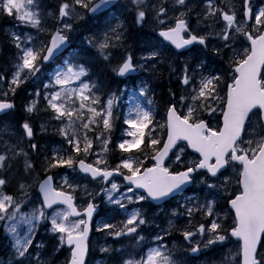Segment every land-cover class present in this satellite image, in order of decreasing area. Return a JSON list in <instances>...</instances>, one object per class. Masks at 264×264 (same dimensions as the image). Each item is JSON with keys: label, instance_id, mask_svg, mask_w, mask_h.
<instances>
[{"label": "snow or ice", "instance_id": "snow-or-ice-1", "mask_svg": "<svg viewBox=\"0 0 264 264\" xmlns=\"http://www.w3.org/2000/svg\"><path fill=\"white\" fill-rule=\"evenodd\" d=\"M113 3L114 0L95 3L93 0H62L56 13H51L44 9L42 0H0V14L14 17L37 33L48 31L47 41L29 33H13L17 63L10 80L0 74L3 85L0 87V114L7 115L15 108L7 99L9 94L15 95L21 84L29 79L38 80L42 66L68 46L69 34L74 30L69 20L77 14V7L95 15ZM131 4L137 24L146 23L154 13L152 19L159 26L157 36L162 38L141 60L151 61L153 66L158 59L162 60L166 47L163 42L176 50L199 45L207 51L212 44V55L221 64H227V73L218 71L205 75L197 68L190 72L189 64L185 63L177 80L187 94L177 95L170 90L163 123L155 119L151 107L137 105L129 109L123 119L127 138L114 144L121 155L119 162L112 166L107 154L112 151L109 148L113 144L111 136L120 119L116 112L117 94H101L86 63L78 54H70L67 63L61 62L49 82L43 84L42 97L45 111L50 113L52 120L59 122L57 132L67 147L54 149L51 155L44 156L41 175L31 158L33 153L39 152L40 145L33 142L35 133L27 120L20 126L22 131L16 142L0 138V221L5 222L4 239L11 256L7 264H46L40 251L43 245L35 242L40 222L46 227L50 224L49 230L57 234L58 247L67 246L70 252L67 264H86L89 233L97 205L89 199L83 212L77 209L74 193L79 185L71 183L67 176L61 177L62 183L55 182L60 176L56 170L63 168L110 185L101 188V192L108 203L125 211L126 220L121 222L119 229L112 223L102 222L96 227L97 232L115 238L134 236L138 246L147 247L143 254H130L128 258L121 255L118 264H177L171 250L163 243L165 237L171 235L173 220L169 219L168 229L145 237L140 230L149 220L141 209L129 212L125 201L174 199L193 183L202 185L206 193L203 204L197 200L189 206V198L181 205L184 212L173 209L171 213L173 217L185 214L189 217L188 225L181 232L183 239L191 244L194 236H206L205 247L223 245L234 239L236 253L234 256L230 253L231 259L226 257L224 264H264V6L254 10L251 0H243L240 13L243 19H238L230 0H173L171 17L163 0L160 5L149 6L147 0H131ZM197 7L201 11L196 12ZM193 12L195 26L191 23ZM48 16L57 21L54 30L45 28ZM253 19L254 25H250L248 21ZM124 27L122 23L111 27L105 21L102 37L94 34L84 39L110 63L111 49L121 44ZM200 31L203 34H199ZM138 65L143 67L139 61H134L131 52H127L113 71L125 77L136 71ZM197 67L204 65L201 63ZM139 93L149 106L154 104L150 86L142 85ZM34 95L40 97L41 92L37 90ZM38 103L33 100L25 110L33 113ZM25 139L30 151L22 147ZM94 144L99 145V153ZM134 149L144 158L131 155ZM89 156L95 157L93 162H86ZM14 164H20L24 177L36 184L35 202L30 198L32 183L27 180L16 181V192L9 191L8 173ZM117 179L123 182L126 192L120 191L122 185ZM233 179L235 190L228 193ZM221 190L228 193L227 211L223 216L216 210V197ZM87 195L93 197L92 193ZM27 203L38 206L24 213L22 207ZM196 213L211 219L201 221L194 232L192 218ZM73 217L79 219H71ZM21 224L27 225L23 233L18 231ZM146 240L156 246H148ZM199 245L197 241L190 251L198 253ZM101 251L117 252L109 248Z\"/></svg>", "mask_w": 264, "mask_h": 264}, {"label": "rangeland", "instance_id": "rangeland-1", "mask_svg": "<svg viewBox=\"0 0 264 264\" xmlns=\"http://www.w3.org/2000/svg\"><path fill=\"white\" fill-rule=\"evenodd\" d=\"M98 0H93L97 2ZM162 0H147L149 6L160 5ZM227 2V0H225ZM253 9L260 6H264V0H251ZM44 9L48 12L56 13L58 6L62 3V0H42ZM163 3L169 9V17L173 15V0H163ZM232 6L238 14V19H243L240 15L242 11L243 0H230ZM196 12L201 11L200 7L195 9ZM77 14L73 15L69 20L73 24L74 30L69 34L70 42L69 48L60 56L59 60H55L54 63L43 65L41 72L38 74V80L29 79L26 83L21 84L17 89L20 91L17 99L16 111L14 109L11 114L3 119H0V138L9 142H16L20 138L21 134V115L26 117L31 113H28L25 109L26 105H29L33 100H38L37 110L34 111L35 115L39 119L35 122H40L34 130V141L40 145L38 153H33L31 158L36 163L37 172L43 174L42 164L45 155H51L54 149L66 148L67 145L63 143V138L58 134L57 128L60 126L59 122L52 120L50 113L45 111V101L43 100V84L49 82V78L52 77L55 70L61 67V62L67 63V57L70 54H78L79 59L86 63V67L91 75V79L94 82H98L100 93H116L118 97V107L116 109L117 115L120 117L116 123L117 133L112 139L113 144L109 145L112 149L107 156L109 163L114 166L119 162L121 153L118 149L114 148V144L118 143L125 136L126 125L123 124V119L128 115L129 109H134L138 104L136 101V95L139 93V88L142 85H148L151 88V98L154 100L152 111L155 115V119L160 123L164 122L167 106L170 100V90L177 95L183 93L187 94V90L182 87L177 80V76L182 73L185 63L189 64V71L192 68H197V71H203L205 75L223 71L227 73V64H221L212 55V44H209L207 51H204L202 46L196 45L189 50L181 53H175L169 46L163 48V58L159 62L156 61L153 66V62H145L141 60V57L147 56L153 46L159 45L161 41L155 39V33L159 31V26L152 19L154 13L150 14L147 22L140 25L135 22V10L131 4V0H121L112 10L105 11L101 14L90 15L86 10L77 7ZM178 14V12L176 13ZM82 17V18H81ZM105 21L108 26L114 27L117 23H122L124 27V36L121 44L116 48L111 49L112 58L111 62L104 60L96 47L89 46L85 41V37H91L94 34L97 36L103 35L105 31ZM196 16L195 12L191 14V23L195 26ZM250 25H254V19L249 22ZM0 32L2 38L0 39V74L6 76L7 80L11 79V74L15 70L17 63V49L13 46V33H19L21 35L29 33L33 36H39L41 40L47 41L48 31L37 33L35 29L31 27H25L21 25L14 17H10L4 14H0ZM57 26V21L53 16H48L45 20V28L47 30H54ZM217 27H219L217 25ZM199 34H203L202 31ZM2 47V49H1ZM131 52L134 61H139L143 67L138 65L137 76L128 80L122 81L116 77L113 68L117 67L118 63L123 57ZM203 64V68H198L197 65ZM175 70V71H174ZM0 87H3L0 84ZM16 90V91H17ZM39 90L41 96L37 97L34 93ZM16 94V92H15ZM29 96L30 99L22 107V98ZM157 95L159 99L157 98ZM15 95L9 94L7 99L14 97ZM158 101V102H157ZM43 126V127H42ZM22 147L25 150L30 151L28 148V141L25 139L22 143ZM94 148L97 153L100 152V147L94 144ZM189 151V150H188ZM128 155V154H124ZM131 155L139 156V153L134 149ZM192 156H189L191 159ZM95 157L89 156L86 162H93ZM149 161V166H150ZM60 176L56 178V183H62L61 177L67 176L68 180L76 185H79L74 193L76 205L82 210L87 206V201L92 199V202L98 207L107 209L105 215L104 211H100V219L96 222L95 233L92 239V255L88 264H118L121 255L124 258H128L130 254H143L146 253L147 247L138 246L134 236H121L115 238L112 235L106 233L97 232L96 227L101 226L102 222L111 223L115 220L116 216H119L120 220L117 222L116 227H121V222L126 220L125 211L118 209L116 205L110 204L107 201V197L101 192V188L106 187L103 182L93 181L88 177L82 176L79 172H73L71 169H59ZM10 180L9 191L16 192V181L27 180L32 183L31 200L35 202L36 197V184L27 177H24L22 167L20 164H14L11 171L8 173ZM122 185L120 191L126 192L123 187V182L119 179L116 181ZM110 187V185H107ZM235 190V180L232 181V187L228 189V193ZM187 194H183L176 199H172L167 205L151 206L149 201L140 203H128L125 201L127 210L131 212L133 209H141L145 214L149 223L141 226L140 234L149 237L150 234L159 232L161 229H168L169 219L173 220L174 227L171 229V235L166 236L163 243L171 250L173 258L177 261V264H224L226 257L231 259L237 250V245L234 240L227 241L223 245H209L205 247L207 237L196 235L193 237L191 244L183 239L181 235L182 230L188 225L189 217L185 214L183 216L173 217L171 215L172 210L176 209L178 212H184V208L181 207L186 200L191 198L192 204L197 200L201 204L204 202L206 193L202 191V185L199 183H193L188 190ZM87 193H92L93 197H89ZM228 193L221 190L220 195L216 197V210L223 216L227 211L226 198ZM114 195H117L114 193ZM131 195V193H128ZM38 206L36 203H27L22 207V212H31L32 208ZM112 215H110V211ZM103 214V215H102ZM211 218L203 217L201 214L196 213L192 218V231H196V227L201 221L207 222ZM114 224V223H112ZM5 222L0 221V261H4V264L11 259L7 240L4 239L6 233L4 232ZM159 225V228L156 226ZM27 225H18V231L23 233L26 230ZM50 224L46 227L43 222L37 224L35 232V242L41 243L42 258L46 261V264H67V257L69 259V251L64 247H58L59 241L57 234H53L50 230ZM197 241L200 242V251L197 256H190V249L195 246ZM148 246H156L151 240L145 242ZM102 248L116 249L118 255L114 253L102 252ZM231 253V256L229 255ZM139 258V256H137ZM235 264V262H234Z\"/></svg>", "mask_w": 264, "mask_h": 264}, {"label": "water", "instance_id": "water-1", "mask_svg": "<svg viewBox=\"0 0 264 264\" xmlns=\"http://www.w3.org/2000/svg\"><path fill=\"white\" fill-rule=\"evenodd\" d=\"M116 1H117V0H114V3H115ZM114 3H113V4H114ZM113 4H112V5H113ZM167 43H168V42H167ZM173 47H174V46H173ZM65 49H66V48H65ZM65 49H64V50H65ZM181 50H183V49H181ZM181 50H178V51H181ZM57 57H58V56H57ZM54 59H55V58H54ZM52 60H53V59H52ZM52 60H50L48 63H50ZM131 74H134V72H132V73H130V74H127L125 77H127L128 75H131ZM125 77H121V78H125ZM190 151H191V150H190ZM151 202L154 203V204H159V203H161V202H163V201H159V202L151 201ZM73 218L76 219L77 217H73ZM66 247H67V246H66Z\"/></svg>", "mask_w": 264, "mask_h": 264}]
</instances>
